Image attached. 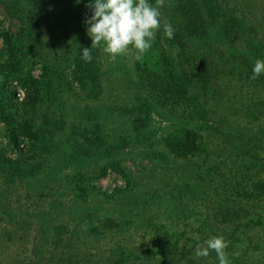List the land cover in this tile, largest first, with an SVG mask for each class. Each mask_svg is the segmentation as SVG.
Returning <instances> with one entry per match:
<instances>
[{"label":"rangeland","instance_id":"1","mask_svg":"<svg viewBox=\"0 0 264 264\" xmlns=\"http://www.w3.org/2000/svg\"><path fill=\"white\" fill-rule=\"evenodd\" d=\"M41 1L30 8L33 26L30 13L7 7L14 0H0V63L10 60L6 32L30 60L0 70V109L14 121L13 136L0 121V158L21 159L28 172L17 176L0 162V264H219L214 252L195 255L213 235L229 241L231 264H264V198L243 197L264 184V74L259 83L230 69L202 71L195 111L190 99H175L182 90L172 74L139 71L137 62L160 70L154 40L115 61L91 49L96 79L83 86L70 61L91 46L89 0ZM213 24L196 44L213 52L211 62L264 60L243 31L230 36ZM58 59L62 69L48 72ZM180 128L200 134L199 154L168 152Z\"/></svg>","mask_w":264,"mask_h":264},{"label":"trees","instance_id":"2","mask_svg":"<svg viewBox=\"0 0 264 264\" xmlns=\"http://www.w3.org/2000/svg\"><path fill=\"white\" fill-rule=\"evenodd\" d=\"M20 1L21 0H14L15 5L13 2L7 3L6 5L9 9H14L18 11V13H30L29 19L31 23L33 26H38L39 17L36 15V10L30 8L34 5L41 6L42 1H30L26 3V5L22 4ZM247 1L248 0H169L167 2L165 0V5L161 11L163 18L166 21L170 20L175 29L173 38L169 39L165 35L163 29L158 31L156 33L155 46L162 50V57H160L158 61L160 70H155L154 67L150 68L146 63L141 64L137 62L139 71L151 77H159L161 74H166V72L172 74L177 86L182 90L179 95L175 96V99H177V102H181L182 105L190 99L191 103H194L193 109H195V111L198 110L196 105L198 103L199 94L193 87H197L199 81L206 77L202 74V71L207 73L216 71L218 73H226L228 71L227 69H230L232 73L237 74L239 78L245 75H253V66H250L249 63L234 64L233 60L237 56L228 61V63H231L229 67L228 64H222L219 61L217 63L211 62V58L213 59V52L209 50L206 53H202L198 50V46H196L202 39L209 38L208 28L206 26L210 21L214 23L213 25L216 28L218 27V30L222 27L223 34L228 33L230 36H236L238 31H243L248 37L247 39L252 49L251 52L256 55V58L257 56H264V50L260 49L261 46L264 48V40L262 39V33L264 32V2L261 4L259 1ZM150 2L154 3L155 0H150ZM27 9H30V11ZM10 12L13 13L12 11ZM14 15L17 17L16 14ZM44 23L48 25L51 21L49 20ZM41 29L42 27L39 26L38 31H41ZM3 37L10 60L0 63V70H13L17 67L19 68L23 65H27V62L30 60L26 54L22 52L24 46H21V48L19 44H16L14 37L8 32L3 34ZM77 55L79 56H76L70 63L74 65V76L76 80L85 86L88 83V80H85L86 78L90 79V81L96 79L95 68L97 65L93 56L91 62H86L82 59V53H78ZM206 58L210 59V63L207 67H205ZM240 59L243 60V58ZM240 59L238 57L239 62H241ZM56 62L57 63L54 64L53 67L46 65L48 72L54 71L55 69H62L63 61L58 59ZM175 68H178L179 71L182 70L185 74L184 77L177 78ZM261 76L262 75L257 77L259 83L262 81ZM248 82V80L243 79L241 84L246 85ZM32 83H34V89L37 91V83L39 82L36 81L35 83L32 81ZM203 85L205 86L206 84H201V86ZM164 99H166V97H164ZM170 99H173L172 96H168V101H170ZM0 121L5 124L8 132L13 136L12 130L14 129V121L4 108L0 109ZM200 139V134L196 133L194 130L180 128L170 135L166 142V146L168 152L172 154L173 157L177 159H186L189 156L201 152ZM20 153L25 155L23 152ZM0 162L9 166L17 176L26 177L28 173L27 170L23 169V162L21 159H19V161H7L4 160V158H0ZM112 167L117 169L114 164ZM107 169L109 168L104 167L100 175H103ZM243 197L245 201L253 202L259 197L264 198V184L258 187L256 192L248 190L243 191ZM158 252L161 253L162 250ZM21 261V258L14 259L13 264H21Z\"/></svg>","mask_w":264,"mask_h":264},{"label":"clouds","instance_id":"3","mask_svg":"<svg viewBox=\"0 0 264 264\" xmlns=\"http://www.w3.org/2000/svg\"><path fill=\"white\" fill-rule=\"evenodd\" d=\"M77 3L80 0H76ZM165 0H89L86 7L91 15L84 20L91 46L82 49V59L91 62V49L101 48L109 59L127 55L133 48L144 53L152 47L156 33L163 29L165 35L173 38L175 29L170 20L163 18L161 9ZM251 79L264 74V60L256 59ZM229 241L223 235H213L198 243L195 255L209 258L214 252L219 264H231L226 251ZM208 264H212L209 260Z\"/></svg>","mask_w":264,"mask_h":264}]
</instances>
